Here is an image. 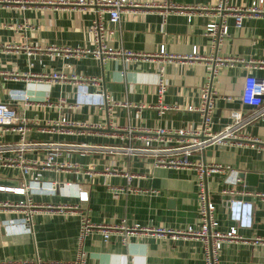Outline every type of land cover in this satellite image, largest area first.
Here are the masks:
<instances>
[{
    "label": "crops",
    "instance_id": "1",
    "mask_svg": "<svg viewBox=\"0 0 264 264\" xmlns=\"http://www.w3.org/2000/svg\"><path fill=\"white\" fill-rule=\"evenodd\" d=\"M170 1L184 8L183 11L163 17L153 10H125L120 13L116 26L107 24V17L102 14L106 27L115 31L109 44L146 58L100 62L88 55L65 57L60 52L42 50L89 47L92 38L88 28L95 17L92 13L60 5L57 0H0V46L19 47L0 51V103L10 106L26 122L24 138L29 146L23 157L27 161L40 162L46 150L56 145L61 153L56 162L69 166L57 171L34 168L24 177L16 168H0L3 188H14L29 180L55 184L54 193H47L45 185L40 184L42 191L27 195L39 207L32 217V234L3 230L1 222L18 217L8 206L23 196L0 192V204H6L0 206V264L34 260L71 263L75 257L78 216L82 214L93 224L122 221L128 227L170 230L195 224L193 168L156 167L151 157L127 151L141 146L145 130L187 128L200 122L198 114L186 111V107L198 105L199 90L207 73L205 62L166 64L163 68L166 90L159 102L155 92L159 60L155 55L160 46L177 59L187 57L196 48L200 57L215 54L243 63L248 60L264 63V17L244 18L239 29L227 18L228 37L215 51L203 35L205 25L212 19L210 9L215 0ZM250 2L229 0L235 7H244ZM23 46L39 47L42 51L26 56ZM243 63L221 67L212 82L216 91L212 132L217 133L230 124V111H239L243 118L254 111L241 105L239 95L246 75L264 78V64L247 69ZM59 71L99 78L98 85H88L86 91L101 92L117 106L110 110L87 104L68 108L75 102V84L38 79ZM13 91L22 92L26 101L12 100ZM59 100L63 103L58 104ZM165 106L177 109L165 110L162 108ZM63 116L86 127L70 128L69 132L54 127ZM97 124L102 128H93ZM240 133L260 143L209 146L202 152L192 153L189 160L227 167L235 172L237 179L238 174H252L254 180L238 179L236 189L264 192V119L247 123ZM16 140V135L6 133L0 138V144H12ZM228 174L214 173L206 178L207 194L214 204L220 232L235 225L228 218L230 198L219 194L228 187L224 183ZM75 188L87 193L86 202L78 203ZM238 199L251 205V225L237 230L242 241L222 245L218 264H264V246L251 244L254 238H264V200L251 196ZM65 205L77 206L78 210L71 213L60 208ZM84 249L88 264H203L201 246L190 238L172 241L144 235L131 237L122 245L117 234H110L103 242L94 233L86 238Z\"/></svg>",
    "mask_w": 264,
    "mask_h": 264
},
{
    "label": "built area",
    "instance_id": "2",
    "mask_svg": "<svg viewBox=\"0 0 264 264\" xmlns=\"http://www.w3.org/2000/svg\"><path fill=\"white\" fill-rule=\"evenodd\" d=\"M53 4L52 2H48ZM57 3L64 6L77 7L84 12H90L95 17L89 25L88 32L91 35V44L87 48L80 49H56L46 47L42 50L48 53H62L65 57L91 56L95 60L103 62L104 60L119 58L124 62L135 58H146L144 55L134 54L120 47H112L109 42L112 41L115 31L106 27L102 21L101 15L105 14L106 23L110 26H116L119 20V15L125 10H153L159 12L163 17L172 13H180L184 8L173 4L170 0H146L144 2H134L131 0H57ZM213 12L212 19L205 25L203 35L209 39V46L215 51L228 37V28L226 25L227 18L233 20L235 29H239L244 18L264 17V0H251L244 7H235L229 4V0H215L213 7L210 9ZM19 47L0 46V51L18 50ZM25 55L30 56L34 51H42L39 47L23 46ZM159 67L158 74L155 80V92L157 100L160 102L166 90V81L163 74V68L166 64L173 61L180 62H195L204 61L207 68L206 79L199 90L198 105L187 106L186 111L195 112L200 118L197 126L165 129L158 128L156 130L144 131V136L141 138V146L139 148H128V152L145 155L151 157L152 163L160 168H193L194 170V186L196 198V221L194 225H188L179 230H170L162 228H143L137 225L125 226L121 221L119 224H93L86 216H78V230L76 235L75 257L69 264H88L87 253L84 249L86 238L91 234H99L103 242H106L110 234H117L120 243L125 245L127 240L136 236H156L158 238H170L172 241L178 239H194L201 246V258L203 264H218L221 254L222 245L225 242L242 241V237L237 233L238 229H248L251 225L250 213L251 205L241 201L239 198L251 196L260 200H264V192H248L237 190L235 184L238 179L235 177V172L227 167H221L216 164L207 163L201 164L191 162L189 157L192 153L202 152L209 146L220 144H235L243 145L244 143L259 144L260 141L255 138H248L240 133V129L247 123L264 119V78H255L251 75H246L243 79L239 102L242 106L254 108L247 117L243 118L239 111H230V124L224 127L221 131L215 133L210 129L211 116L214 109V100L216 91L212 85L221 67H231L233 63H243L241 60L232 58L217 57L215 54L208 57H200L197 55L196 48L191 50V53L185 58H174L164 52L162 46L159 47L157 54ZM264 64L263 62H254L248 60L243 63L247 69H253L256 65ZM40 80H46L50 83L71 82L75 84L76 94L73 106L68 108L76 109L79 105L87 104L95 107H103L110 110L116 107L117 104L110 102L108 97L101 92L89 93L86 91V86H97L99 78H87L77 76L68 72H52L39 76ZM12 100L26 101V97L22 92H11ZM229 100V99H227ZM61 100L58 104H62ZM49 107V104L46 103ZM163 109H177V107H162ZM26 122L19 117L16 112L7 104L0 103V138L6 133L14 134L17 140L12 144H0V168L13 167L19 170L22 177L26 176L31 169L40 170H61L69 166L66 163H57L56 159L61 156L60 150L56 145H51L44 159L38 161H27L23 157V153L29 146L25 142ZM54 127L64 128L69 132L70 128L86 127L83 124H75L67 120L66 117H61L54 123ZM93 128H102L101 124L94 125ZM125 130V129H124ZM131 132V129H127ZM171 138H175L173 141ZM155 144V146H152ZM253 146V145H252ZM9 157L5 158L4 155ZM229 174L224 179V183L228 187L220 190V196L230 198L228 200L227 212L229 220L235 225L228 228L226 232H220L217 227L218 223L215 217L214 204L209 199L206 190V178L214 173ZM130 176L126 179L129 180ZM40 184L45 185L47 193H54L55 184L51 182L43 183L34 180L22 182L14 188L0 187V192H9L15 195L23 196V199L8 207L13 212L18 214L15 219L1 222V227L5 232L11 233L15 231L18 234H32V217L38 212L39 207L33 204L28 194L33 191H42ZM122 191V190H117ZM75 197L78 203L87 201V193L75 188ZM6 206V204H0ZM67 211L75 212L77 206H62L60 207ZM252 245L264 246V238H254L251 241ZM15 264H56L42 263L38 260L24 261Z\"/></svg>",
    "mask_w": 264,
    "mask_h": 264
},
{
    "label": "water",
    "instance_id": "3",
    "mask_svg": "<svg viewBox=\"0 0 264 264\" xmlns=\"http://www.w3.org/2000/svg\"><path fill=\"white\" fill-rule=\"evenodd\" d=\"M262 98L264 99V93H263V96ZM238 179H244V181H248V180H251V179H255L254 176H252V174H238Z\"/></svg>",
    "mask_w": 264,
    "mask_h": 264
}]
</instances>
